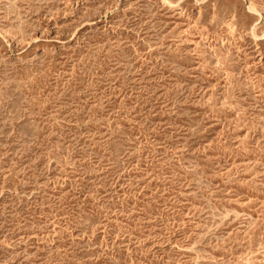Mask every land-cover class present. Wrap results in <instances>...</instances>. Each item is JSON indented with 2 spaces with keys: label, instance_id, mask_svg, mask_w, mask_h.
Returning <instances> with one entry per match:
<instances>
[{
  "label": "rangeland",
  "instance_id": "374dc122",
  "mask_svg": "<svg viewBox=\"0 0 264 264\" xmlns=\"http://www.w3.org/2000/svg\"><path fill=\"white\" fill-rule=\"evenodd\" d=\"M0 264H264V0H0Z\"/></svg>",
  "mask_w": 264,
  "mask_h": 264
}]
</instances>
